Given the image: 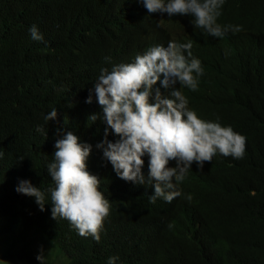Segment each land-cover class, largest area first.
Masks as SVG:
<instances>
[{"label":"trees","instance_id":"1","mask_svg":"<svg viewBox=\"0 0 264 264\" xmlns=\"http://www.w3.org/2000/svg\"><path fill=\"white\" fill-rule=\"evenodd\" d=\"M191 19L149 14L139 0H0V237H11L4 262L39 264L33 235L53 250L45 264H107L114 254L117 264H264V0H225L217 22L242 30L223 38L194 29ZM33 23L42 41L31 39ZM169 39L192 40L204 68L197 90L183 89L189 106L231 125L246 147L240 159L217 153L203 168L193 162L180 196L151 203L152 186L118 177L96 147L105 125L90 116L102 114L101 105L85 99L101 67ZM52 107L58 115L46 123ZM60 127L92 145L87 167L110 202L99 242L52 218L50 199L41 211L15 191L19 179L42 190L51 184L46 164Z\"/></svg>","mask_w":264,"mask_h":264},{"label":"clouds","instance_id":"2","mask_svg":"<svg viewBox=\"0 0 264 264\" xmlns=\"http://www.w3.org/2000/svg\"><path fill=\"white\" fill-rule=\"evenodd\" d=\"M149 14L167 13L189 15L194 29H201L210 36L223 38L231 31L242 30L239 24H220L225 0H139ZM159 26V24L157 25ZM31 39L42 41L43 34L37 24L29 26ZM192 40L184 42L169 39L167 44H153L137 52L128 62L101 67L99 75L89 89L85 103H91L93 95L102 114H92V121L99 119L105 125L104 138L96 144L103 157L112 165L116 175L133 184L150 185L153 188L148 199L171 202L180 196V184L186 178L193 162L203 168L217 153L243 158L246 137L222 125L219 117L207 120L189 106L183 89L196 91L204 74L201 60L192 52ZM110 59L108 57L105 58ZM168 90L163 94L157 82ZM179 85V86H177ZM52 107L42 114L47 123L57 117ZM37 133L45 132L44 126H36ZM52 160L46 164L51 184L45 189L35 186L29 179H19L17 193L33 197L41 211L50 199L51 217L66 219L81 236H91L99 242L100 232L109 215L110 202L99 190L100 179L87 167L92 145L72 130L57 128ZM116 137L108 139L109 135ZM4 155L0 152V158ZM148 157L147 174L143 172ZM20 159H23L21 157ZM174 161V166L169 162ZM39 264H45V255H36ZM118 255L107 257V264H117Z\"/></svg>","mask_w":264,"mask_h":264},{"label":"rangeland","instance_id":"3","mask_svg":"<svg viewBox=\"0 0 264 264\" xmlns=\"http://www.w3.org/2000/svg\"><path fill=\"white\" fill-rule=\"evenodd\" d=\"M28 238H29L30 242H31V240L34 242V244H35L34 247L36 249H38V250L41 249V251L44 253L45 257H50L49 255H47L45 253H49L51 255L53 254V250L51 248H49L48 244L45 243V240L43 238H41L39 236H33V235H29ZM9 242H11L10 236L0 237V256L3 254V251L7 248V245ZM53 258H51V259H53ZM0 264H10V263H8V262L6 263L0 258Z\"/></svg>","mask_w":264,"mask_h":264}]
</instances>
